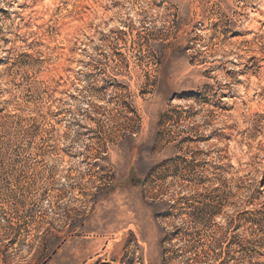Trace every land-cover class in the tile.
Masks as SVG:
<instances>
[{"label":"rangeland","instance_id":"374dc122","mask_svg":"<svg viewBox=\"0 0 264 264\" xmlns=\"http://www.w3.org/2000/svg\"><path fill=\"white\" fill-rule=\"evenodd\" d=\"M0 264H264V0H0Z\"/></svg>","mask_w":264,"mask_h":264}]
</instances>
